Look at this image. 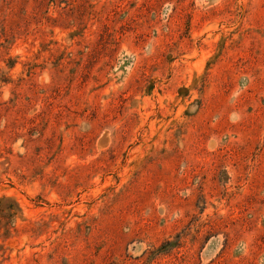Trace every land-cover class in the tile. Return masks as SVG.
Segmentation results:
<instances>
[{"label": "rangeland", "instance_id": "374dc122", "mask_svg": "<svg viewBox=\"0 0 264 264\" xmlns=\"http://www.w3.org/2000/svg\"><path fill=\"white\" fill-rule=\"evenodd\" d=\"M0 264H264V0H0Z\"/></svg>", "mask_w": 264, "mask_h": 264}]
</instances>
